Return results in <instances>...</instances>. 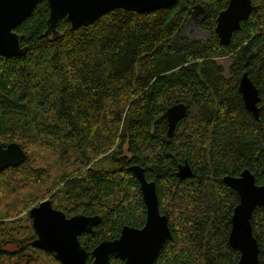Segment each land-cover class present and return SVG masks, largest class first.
Segmentation results:
<instances>
[{
    "label": "trees",
    "instance_id": "16d2710c",
    "mask_svg": "<svg viewBox=\"0 0 264 264\" xmlns=\"http://www.w3.org/2000/svg\"><path fill=\"white\" fill-rule=\"evenodd\" d=\"M250 1L228 44L215 32L228 0H177L142 13L114 8L74 29L62 17L56 37L44 33L48 2L36 4L15 28L25 53L0 56V143L15 141L25 152L0 171V264H61L31 243L28 211L46 198L67 217L99 216L78 236L88 263L124 225L142 227L134 164L155 182L171 232L153 264H238L228 235L239 196L223 177L248 169L264 184V0ZM192 14L205 39L186 35ZM243 72L258 90L257 117L238 91ZM179 102L186 113L167 137L164 113ZM185 161L193 176L180 179ZM250 224L264 264V206Z\"/></svg>",
    "mask_w": 264,
    "mask_h": 264
},
{
    "label": "water",
    "instance_id": "95a60500",
    "mask_svg": "<svg viewBox=\"0 0 264 264\" xmlns=\"http://www.w3.org/2000/svg\"><path fill=\"white\" fill-rule=\"evenodd\" d=\"M41 0H0V56L22 55L27 50L21 45V35L15 30L36 4ZM49 15L45 34L56 37L59 31L56 24L64 17L74 29L87 25L114 8H123L134 12H146L173 5L177 0H46ZM250 0H228L216 18L215 32L222 44H228L234 30L240 27L251 11ZM195 15V14H194ZM193 16V14H192ZM190 16V18L192 17ZM189 18V19H190ZM189 21V20H188ZM244 106L258 115V90L247 72H243L238 85ZM186 106L179 102L169 106L164 115L167 120V137H170L178 120L186 113ZM25 158L23 148L15 141L5 146L0 143V171L8 166H17ZM136 176L143 201L146 206V218L142 227L124 225L118 237L99 242L92 250V262L88 263L87 253L81 246L78 236L82 232L92 231L99 216L76 214L67 217L63 211L52 206L49 198L33 205L28 214L36 238L32 245L51 252L61 264H110V258H118L123 264H153L163 244L171 238L167 218L161 214L155 182L147 180L143 168L137 164L129 166ZM180 179L193 176L189 164L185 161L178 166ZM223 181L233 188L239 196L231 215L228 235L229 244L240 253L238 264H258L259 247L251 229L250 219L257 206H264V184H257L254 175L244 169L238 176L226 175Z\"/></svg>",
    "mask_w": 264,
    "mask_h": 264
},
{
    "label": "rangeland",
    "instance_id": "374dc122",
    "mask_svg": "<svg viewBox=\"0 0 264 264\" xmlns=\"http://www.w3.org/2000/svg\"><path fill=\"white\" fill-rule=\"evenodd\" d=\"M198 15H193L186 27H185V33L187 36H189L190 38H200V39H205L207 37V32L205 30H203L202 28H200L199 24H198ZM224 66L227 65V58H219L218 59ZM102 164H104L105 166H110L113 165V163L111 162H106V161H98L95 164V167H100Z\"/></svg>",
    "mask_w": 264,
    "mask_h": 264
},
{
    "label": "flooded vegetation",
    "instance_id": "af4514ba",
    "mask_svg": "<svg viewBox=\"0 0 264 264\" xmlns=\"http://www.w3.org/2000/svg\"><path fill=\"white\" fill-rule=\"evenodd\" d=\"M188 23V22H187Z\"/></svg>",
    "mask_w": 264,
    "mask_h": 264
}]
</instances>
